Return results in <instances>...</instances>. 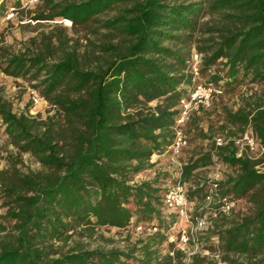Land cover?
I'll use <instances>...</instances> for the list:
<instances>
[{
	"label": "trees",
	"instance_id": "obj_1",
	"mask_svg": "<svg viewBox=\"0 0 264 264\" xmlns=\"http://www.w3.org/2000/svg\"><path fill=\"white\" fill-rule=\"evenodd\" d=\"M41 1L33 19H66L72 31L89 29L96 39L86 38L87 49L54 24L30 39L33 48L0 59V72L35 81L55 110L44 118L15 112L0 86V123L9 143L16 155L30 154L40 165L0 170L7 221L0 225V264H185L165 234L177 223L161 201L169 173L137 177L171 152L179 100L192 84V48L201 54L200 81L220 87L222 95L246 89L235 108L214 95L210 107L193 111L183 125L186 137L194 114H216L208 117V132L197 130L211 140L209 148L186 158L182 148L189 200L201 202L199 170L215 157L230 170L219 182L221 193L236 201L230 215L214 221L204 247L226 261L232 255L264 259L259 160L237 155L231 139L214 143L218 133L232 138L248 131L264 146V92L254 88L264 84V0ZM9 6L22 11L19 0H0V20ZM152 223L156 231L124 249L56 245L67 244L77 229L91 234ZM162 248L172 254L160 257Z\"/></svg>",
	"mask_w": 264,
	"mask_h": 264
},
{
	"label": "rangeland",
	"instance_id": "obj_2",
	"mask_svg": "<svg viewBox=\"0 0 264 264\" xmlns=\"http://www.w3.org/2000/svg\"><path fill=\"white\" fill-rule=\"evenodd\" d=\"M42 7V1L38 0L37 3L32 4L27 9L18 10L9 20L3 21L0 24V59L2 55L17 53L21 50H25V47L33 48L34 46L30 42V39L36 37L41 31L47 32L54 24L65 26L68 34L74 38L79 39L78 42L81 45H88L86 38L91 41H95L96 34L82 27L77 28L76 31L71 30L70 22L66 19L56 18L52 21L35 20L33 19L34 13H36ZM104 16V15H102ZM87 49H92L91 45H88ZM35 81H28L24 77L12 76L4 72H0V86H2V93L4 97L11 103L12 109L15 112L27 111L28 114L33 116L45 117L55 112L43 96L33 87ZM259 93L264 92V84L255 86ZM246 91L245 87L235 90L229 94L222 95L221 101L228 106L235 108L240 102L239 92ZM33 91H36L41 100L35 103L32 100ZM210 110V109H209ZM212 112V111H211ZM193 119L186 126V137L183 157H189L196 154L200 150H205L210 146V139L202 138L198 134V128H201L203 132H208V126L211 117L212 120L216 118L215 112L211 115L204 113L194 114ZM241 134V133H240ZM237 134L234 137L239 136ZM217 135H223L224 133H218ZM216 135V136H217ZM215 136V137H216ZM258 160H264V157L258 158ZM14 164L21 172H29L39 169L40 165L36 159L30 154L16 155V149L9 143L8 137L4 133L3 125L0 123V170L10 168ZM264 166V165H261ZM170 167L168 162V156L160 157L154 166L150 170H146L137 177L150 178L154 171H159L160 168ZM206 171L201 168L199 170V178H206L210 172V165L204 167ZM169 169V168H168ZM223 178L224 174L229 172V168L222 164ZM264 169V168H261ZM165 172V171H164ZM200 200H192L190 211H194L197 203ZM5 213V207L0 200V225L7 224V221L3 218ZM218 224L223 223L222 220L217 221ZM216 228L213 224V229ZM130 228L117 229L113 227H98L91 234L82 232L77 229V232L73 233L72 237L67 241V244L56 243L57 246H61L62 250L75 245H82L86 248H101L107 249L112 246L124 249L135 241L137 235ZM211 229L208 231V233ZM0 231V237H1ZM218 251L209 250L208 254H197L200 263L205 264L211 261L214 264H264V259L260 260L258 257L248 259L239 255H232L233 261L223 260ZM260 260V261H259ZM194 262V260H193ZM195 264V263H194Z\"/></svg>",
	"mask_w": 264,
	"mask_h": 264
},
{
	"label": "built area",
	"instance_id": "obj_3",
	"mask_svg": "<svg viewBox=\"0 0 264 264\" xmlns=\"http://www.w3.org/2000/svg\"><path fill=\"white\" fill-rule=\"evenodd\" d=\"M20 8L27 9L30 5L37 3L38 0H19ZM17 8L9 6L4 18L0 20H9L15 13ZM201 62V54L191 49L189 56V67L192 73V84L188 92L182 96L178 104V113L175 117V137L171 152L168 155L170 167L160 168L162 172H168L169 176L163 181L161 187L163 195L161 198L162 205L165 208L164 213L174 212L177 216V223L172 225L170 230L165 231L167 241L174 243V247L182 250V261L185 264H194V256L197 254H208V249L204 247L203 239L208 231L213 228L214 221L220 216H227L235 209L236 201L229 195L221 193L220 181L223 179L222 163L215 157H212L210 164V172L204 179H198L199 186H204L201 202L197 203L194 211H190L193 203L188 198V190L190 185L181 179L183 168L182 148L185 144V136L183 125L187 122L193 111L198 108H208L212 103L214 95L223 94V90L211 82L200 81L199 66ZM32 100L37 103L41 97L36 91H33ZM229 139L233 140L237 155L242 152L246 153L249 158L258 160L264 157V146H262L254 137L250 136L248 131L237 137L228 138L223 135H217L214 138L215 145H223ZM264 160H260L255 168L259 172H264ZM169 168V169H168ZM175 228V232L173 229ZM155 223L138 224L132 229L137 238H143L148 234L156 231ZM136 238V239H137ZM166 248H162L159 255L166 254ZM159 257V259H160Z\"/></svg>",
	"mask_w": 264,
	"mask_h": 264
}]
</instances>
